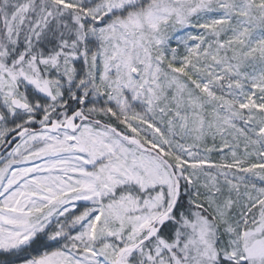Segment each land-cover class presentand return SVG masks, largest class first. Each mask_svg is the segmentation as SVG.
Segmentation results:
<instances>
[{
	"label": "snow or ice",
	"instance_id": "snow-or-ice-1",
	"mask_svg": "<svg viewBox=\"0 0 264 264\" xmlns=\"http://www.w3.org/2000/svg\"><path fill=\"white\" fill-rule=\"evenodd\" d=\"M0 264H264V0H0Z\"/></svg>",
	"mask_w": 264,
	"mask_h": 264
}]
</instances>
